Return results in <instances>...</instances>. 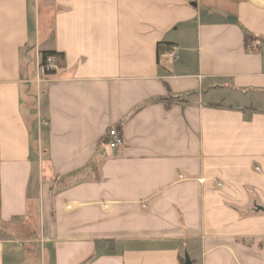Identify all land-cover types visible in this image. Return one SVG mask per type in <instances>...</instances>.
Listing matches in <instances>:
<instances>
[{
  "label": "crops",
  "instance_id": "crops-1",
  "mask_svg": "<svg viewBox=\"0 0 264 264\" xmlns=\"http://www.w3.org/2000/svg\"><path fill=\"white\" fill-rule=\"evenodd\" d=\"M258 206L264 0H0V264H264Z\"/></svg>",
  "mask_w": 264,
  "mask_h": 264
},
{
  "label": "built area",
  "instance_id": "built-area-1",
  "mask_svg": "<svg viewBox=\"0 0 264 264\" xmlns=\"http://www.w3.org/2000/svg\"><path fill=\"white\" fill-rule=\"evenodd\" d=\"M262 45V40L259 37L254 38L247 45L248 50H258ZM168 56L174 55L172 53L166 54ZM63 63V57L60 54L49 55L45 64H40V69L43 73H51L57 70ZM108 144L111 148H118L124 144V139L117 127L113 126L109 129L108 134Z\"/></svg>",
  "mask_w": 264,
  "mask_h": 264
},
{
  "label": "trees",
  "instance_id": "trees-1",
  "mask_svg": "<svg viewBox=\"0 0 264 264\" xmlns=\"http://www.w3.org/2000/svg\"><path fill=\"white\" fill-rule=\"evenodd\" d=\"M254 39L253 36H250L248 33L246 34V41H245V46H247L249 44L250 41H252ZM163 43H159V46H161ZM54 54H58L56 51H43L42 52V60H41V63L42 64H45L46 60H47V57L49 55H54ZM173 95L172 94H169V96L167 97H163L161 100L165 101L166 104L169 106L171 101L169 100H173ZM107 137V136H106ZM107 143H108V137H107Z\"/></svg>",
  "mask_w": 264,
  "mask_h": 264
},
{
  "label": "water",
  "instance_id": "water-1",
  "mask_svg": "<svg viewBox=\"0 0 264 264\" xmlns=\"http://www.w3.org/2000/svg\"><path fill=\"white\" fill-rule=\"evenodd\" d=\"M258 209L264 211V207L263 206H258ZM185 264H191V259L188 255H186V260H185Z\"/></svg>",
  "mask_w": 264,
  "mask_h": 264
},
{
  "label": "rangeland",
  "instance_id": "rangeland-1",
  "mask_svg": "<svg viewBox=\"0 0 264 264\" xmlns=\"http://www.w3.org/2000/svg\"><path fill=\"white\" fill-rule=\"evenodd\" d=\"M1 233H2V232H1ZM1 233H0V234H1ZM39 260H40V258H39Z\"/></svg>",
  "mask_w": 264,
  "mask_h": 264
}]
</instances>
